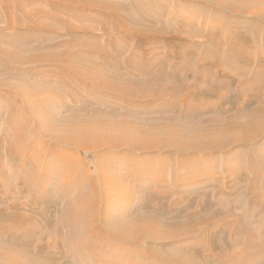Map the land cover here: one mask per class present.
Segmentation results:
<instances>
[{"label":"bare ground","instance_id":"1","mask_svg":"<svg viewBox=\"0 0 264 264\" xmlns=\"http://www.w3.org/2000/svg\"><path fill=\"white\" fill-rule=\"evenodd\" d=\"M31 1L32 2L42 1L44 3L48 2V1H52L51 3L54 2L56 5H59L60 7H66L67 8L66 12L68 15L73 14L74 11H76V10H73V8H71V6H78V7H81L83 9H86V10H88V9H95V10L96 9H99V10L104 9V10H107L109 13H111L117 19V21L116 20L115 21H116V23H118L119 27L123 30L124 37L132 35L131 37L134 36L137 38L136 41L143 39L144 42L145 41L151 42V41H153V39H159V40H162V42L168 43V41H167L168 38H169V40H171V39L173 40V38L175 39L177 37V36H173L170 39L169 36H166L165 30L163 27H161V28L159 27V28L152 31V30H149L147 28H143V27L134 25L135 24V23L133 24L134 17H131L132 15L129 16L128 12H127L128 14L125 12H122L121 6L119 4L111 5L109 0H27L26 5L29 4L30 9H31V10L27 9V12L29 14H31L29 16H30V19L33 20L32 22L34 24L33 25V24L29 23L27 28L35 29V32L30 31V32H33L32 33L33 35L27 34L25 38H34V40L36 39V41L38 43L36 45H34L33 49H31V50H33V51L35 50L37 52L32 53L29 56L23 55L24 54L23 51L25 49H28V48H26L27 45L25 46V44H27V43L24 44L20 39H17L18 38L17 37L13 43H10L11 45L7 44V42H6L7 36L5 37L6 30L3 29V27H2V29L0 28V53H3V55L5 54L8 59L10 58L12 61H14L16 63L25 64V63H28V61H30L32 59L33 60L37 59V60L42 61V62H44V61L46 62V60H48V61L54 60L55 63H60V64L65 65L69 71H71L73 73H79V74L85 76V78L88 79L91 83H93L95 85V87L103 89L105 91L117 93L123 99L122 101L125 100V102H128L130 105L132 104V105H136L139 107L141 106L142 108H144L146 110H150V111L151 110H154V111L155 110L156 111L162 110L164 112L165 109H168V110L169 109H177V108H179V105H177L178 106L177 107L175 105V102H177L176 98H178V97L182 98V100L184 102H186V104H187L185 111H183L184 115L182 114V116H186V115L190 116V114L192 112L191 110H193L194 107H198V108L201 107L199 109H202V104H204V103H208L209 105H213L219 109V107H221V105H222V102H220L221 99H220V101L214 100L213 96L216 94V98H218L217 94H218L219 90H221V89L227 90L226 91V100H227L228 104L229 103L232 104V102H233L232 105H234L237 103L236 102L237 98L235 97V95L233 96L232 92H229L228 88L232 83H234L235 81L238 82L239 80L237 77L236 78L231 77L232 79L229 78V76H231V75H229L230 72L226 71L227 69L226 70L222 69L219 71V72H221V77H223L225 80L224 81L221 80L223 83L221 82V83H218V85L216 84L217 88L211 89V88H209L207 83L203 84L205 79L208 80L207 74H206L207 71H204V73H203V82H201L202 84L195 83L193 86L189 85L190 81L188 80L187 76L189 75L190 72L193 71L192 70L193 68L191 67V62H189V61H187V59L183 58L184 57L183 53L188 52V51H195L196 53H198V51H199L198 49L200 47L198 48L197 46H199V45H197V44L195 45V41L193 42L194 44L189 43L190 45L188 44V45L184 46L182 48L181 52L180 51L176 52V56L179 57L180 62H179V64H177L176 66H173L172 68H171V65L169 63V56L168 55H174V54L172 52L170 53L169 51H167L166 53L168 55L166 56V58H164L162 60V63L164 62V67H162L163 65L158 67L157 62L161 61V59L157 58L158 59L157 60L156 57H154L152 55L153 57H151L149 59V61H148L149 63H146L143 66H140L141 67V69L139 68L140 70L135 69V66H134L133 69L127 68V71L123 72V68H126L127 63H125V60H123L121 53H119L120 49L122 48L120 46V44L116 45L117 48L115 49V51L112 54L108 53V51L106 49H104L103 46L98 47L97 45H95V48L100 49V51L98 52L99 56H100L99 57L100 60L93 59L90 57L89 54L94 53L93 52L94 48L92 45H91L92 47H90L89 45L83 46L84 48L82 47L83 49H80V50L75 48L71 44L72 43L71 41L66 42V43H63L62 41H59V42L55 41L53 43H50V45H48V47L47 46L43 47V45H39V42H41V39L45 40L48 37L46 35L47 32H49V34H50V32L52 31L53 36H54L55 32L58 31L57 32L58 34L60 32H62L63 28L64 29L66 28L68 30H70L71 28L73 29L74 23L71 20H62V17L64 15V14L61 15L62 13H51L52 11H48L49 9L47 10L44 8L38 10L34 3L31 4ZM205 1L209 2V4H211V6L216 8V9H223V10L225 9L226 12L228 11V12L234 13L236 15H241V14L247 15V16L251 15V16L259 18V20H261V21H264V0H255L256 2H254L252 0H205ZM0 3L2 5V7H4L5 9H7V8L11 9V6L14 4L19 5V7H20L22 4V3H17V0H4ZM154 3L152 5H154ZM137 6H138V9L140 10L141 7L139 5H137ZM165 8L166 7H161L160 9H165ZM55 10L56 9H54V11ZM79 11H81V10H79ZM11 13L12 12L10 10V14ZM42 15H44L45 17L57 18L59 20V22L61 23V25L59 27H57L55 25H52V23H50L48 21L42 20L40 18ZM221 15H219L220 16L219 20L221 21L220 24L222 25L224 23L225 24L229 23V25H230L231 23L228 20V18H225V16H223V15L221 16ZM101 16H103V15H101ZM219 20H218V22H219ZM222 21H224V22L222 23ZM14 22H15V19L12 22L13 26L11 25V28L14 27ZM17 23H18V20H17ZM23 23H22V25H24ZM252 23H254V22H252ZM7 24H8V22H7ZM104 24H105V26H109L107 21ZM246 24H248V23H245V25ZM31 25H33V26H31ZM233 25H234L233 27L235 28V30L233 29L234 31H231L233 33L231 34L230 39L227 38V35L225 37H223L222 36L224 34L223 32L220 33V37L216 38V36H215L216 34L214 35L212 33V31H211V33H209L210 30L207 32L206 35H204L202 32V35H204L206 37L208 36V38H211V40H213V38H216L215 41L217 40V43L218 42L223 43V44L225 43V45H228L227 47H229L228 49H229L230 54L231 55L233 54V57L235 55V57L232 59L235 60V59L239 58L243 63L246 62V63H250L249 65L252 64L253 65L252 67L255 68L252 73L257 74V76L259 73H261V74L264 73V59L261 60L259 58L260 61H258V63H256V67H254L255 64H253V60H252L253 55H251L252 51L251 50L247 51L249 49V46H247L248 47L247 50H245L243 48L244 46L246 47V44L248 45V43L252 45L251 42H253L257 38V36L255 38V35H254V37L253 36L251 37L249 35L242 34L241 33L242 30L240 28V24H239L238 20H237V22L234 21ZM16 26H19V25L17 24ZM111 26L112 25H110V27ZM253 26H255L253 28V29H255L256 25L253 24L252 27ZM20 27H21V25H20ZM108 29H109V27H108ZM12 30H13V28H12ZM26 32H29V31H26ZM123 33H121V34H123ZM24 36L25 35H23V37ZM221 36L223 39L221 38ZM49 38H51V35ZM183 38H184L183 36L179 37V39H183ZM122 40L124 41V39H122ZM191 40H193V39H191ZM189 42H191V41H189ZM256 43L258 44L259 41ZM45 44H47V43H45ZM62 46L65 47V49H61ZM255 46H257V45H255ZM7 47H9V48L7 49ZM38 51H40V52H38ZM235 52H236V54H235ZM215 54H216L215 57H218V60H221V57H223L224 53L222 54V53L218 52ZM211 55H209V53L208 54L203 53V55H201L200 61H202L203 70H207V68L210 66H211V68H212V66L221 67L220 62L216 61L217 58H215L213 55V58H215V59H213L211 57ZM140 56L142 58V55H140ZM176 59H178V58H176ZM37 60L34 62L35 63L38 62ZM131 64H132V62H131ZM165 67L167 70H169V69H171V70L167 71L165 69ZM252 67L250 69V67L248 66V70L249 69L252 70L253 69ZM242 68H240V69H242ZM243 70H244V68H243ZM261 77H263V76H261ZM168 80L169 81L171 80V82H169ZM258 80H259V78L256 81H258ZM254 81H255V79H254ZM246 82H248V81H246ZM246 82H242V84H241L242 87H239V90H242V93L244 95L248 96V98L246 99V104H257V105L253 108V110H251V112L249 113V116H247V119H245V121L239 120L238 119L239 116H237V115H239V113L235 112L236 113L235 115H232V117H230V118L228 117L226 119L219 121L221 123H219V125H216V126H211V125L209 126L206 123V121L200 122L197 124H194L193 122L187 123L184 120H182L183 118L180 119V117L178 116V113H176V115H177L176 117L172 116L170 118H167V114H163V115H161L155 119L140 120V121H138L139 118L134 119L132 116H130V117L129 116H117V117H121V119L116 118L117 119L116 120L115 117L110 118V116H106L103 114L101 115L99 113L98 116L92 115L90 118L91 119L90 122L88 121L89 118H88V120L86 119L88 122L84 121L85 123L82 122V120L78 121V119H77V122H75L76 118L78 116L77 114L70 115L71 117H66L64 115L65 117L62 119L54 116V115H57V113L61 114L59 111L63 110L66 107L67 103L69 102V99H67L63 95L64 92L62 91V89L59 86H54V85L53 86H47L44 82H40V83L38 82V84H33V82H32V84H30L31 83L30 82V83H27V86H25L26 84L25 85L22 84L23 86L21 85L20 87L18 86V88H15L17 90V92H16L17 95L22 94L26 98V102L21 103L19 105L21 106V108H24L23 110L28 108L30 115H31L30 117L28 116L29 117L28 119H27V117H25L24 127H27L28 125L34 126L35 124L31 121H34L35 123H36V121H38L39 124L40 123L45 124V126H46L45 128L47 129L46 133H48L45 135L46 137L51 138L52 140L54 139L55 141L57 140V142L59 141V142L65 144V146L70 145L74 148H77L79 151L82 150L83 152H89V153L92 152L93 154L96 153L95 157L93 158L94 159L93 172H91L90 175H84L80 179H78L79 181H78V185L77 186L75 185L76 188L74 189L75 190L74 195L67 196V194H68L67 192L70 191V186L72 184V183L71 184L69 183L70 179L67 178L65 181H63L64 183L62 182L61 184L60 183L58 184L59 188H60V193L57 194V196H55L51 200L45 201V205H47V207H49L51 204L53 206H57V205H59V203H63V206H62V209L60 212V217L58 219L59 221L57 223H55V225L52 224V225H54V227L52 228V233L58 234L57 237L55 236L53 238L54 239L53 240L54 245L56 246L58 244V242H60V239H61L60 237H63V239H64V240H62V245H63L62 257L64 256L63 253L66 252V250L64 248L66 246L65 242H67V241L69 242L70 240H74V239L76 240L77 239L81 244L85 243L86 242V240H85L86 235L89 233V231L93 230L95 227H98V229L100 228V229L106 230L107 232L111 233L112 236L114 235L115 237H119V238L123 239L124 241L131 242L134 245V247H137V246L140 247L142 245H146L147 248H149V252L150 251L154 252V254L150 252L152 254L150 256V253L148 252V250L147 251L146 250L134 251L131 247H127L124 245L118 246V244L115 245L114 244L115 241H113L112 246H111V241H112L111 239H110L111 241L109 239H107L108 242H103L101 244V250L102 251H105V250H107V248H110V250H113L114 252H122L124 255H126L128 257L129 261L132 260V261L136 262V260H135L136 258H138V257L144 258L143 260L145 262L139 263L140 261H138L137 264H146V263L147 264H157L158 263L157 261H159V260H157L158 257H160L162 255L164 257L160 258V259H162V260L166 259L167 262L165 263V261H164L165 264H167V263L168 264H225V263H218V255H222V253H225V250L229 249L230 246H232V245H229L230 244L229 242L228 243L223 242V240H222L223 236H224L223 233H225V232L223 230H220V233H219L217 231V228L219 229V227H218L219 223L223 222L225 218H226V220L230 219V217L234 216V213H237L236 211H233V209H232L230 213H227L225 211L223 213L220 210L213 212L214 210H212V208L214 207V204H212L211 202H209L207 200L206 202H204L202 204L199 215L195 214V213L188 212L184 217H181V215H180L181 213H179V214L177 213V215L175 217L169 218V217L164 216L166 213H168V209H167L166 205L161 206V204L163 203V201L161 199L157 203L158 210L155 209L154 212L153 211H144L141 213H138V212L134 213V212H131L130 210H126V211H124L125 214L127 215V217L125 219H120V220L118 219V220L114 221V220H112V218H110L111 219L110 220V219H108V216L111 214L110 213L111 210L109 211L107 209V207L109 205L110 206L115 205L121 201L128 202L129 204L130 203L132 204L133 202L135 203L137 201V202H139L138 204H140L141 206L142 205L145 206V203L147 201H149L150 198H152L154 196H152V195L147 196V194L143 195L142 194L143 192H141L143 187L139 188L140 185H138L136 187L134 185H131L125 179V177L121 174L122 170H121V172H118L120 168L117 169L118 171H116L114 168H112L110 166V165H114L116 163H122L123 165L126 164L125 162H127V160L126 161L124 160L125 157L123 158V153H119L118 156H116L114 158H111V159L109 158L110 160H105L106 158H105L104 154L102 155V153H101V156H99L97 153H98V151H100V150L103 151L104 149L105 150L108 149L110 151H115V150L123 151L122 149H124V148H126V149L128 148L129 150H133V151H143V152L144 151L145 152L146 151L151 152L154 150H156L158 152L177 150L178 152L182 151V152L186 153L187 155L191 156V157H185V159L183 160V164L184 163L188 164L191 161L195 162L196 160H198L196 158V156H193L195 153L197 155L199 153L206 152V151L210 152L213 150L225 149V150H228V154H230V153H232L231 148L235 144L236 145L240 144L243 147L245 145L252 144V147H250V148L253 149L252 156H251V160L253 163L251 162L252 165L249 167V169H250L249 172L244 171L243 167H240V164L237 165L236 161H235V164L233 162L231 163V168H230L231 177L234 180L232 183V187L236 188L238 185H240V183H242V181H243L242 179H244V178H242V176L245 175V179L247 178L249 183L251 184V186H254L256 188L255 192L258 194L261 191L260 189H262L260 187V178H261L260 176L263 177L262 174H264V147H263V150H261L260 149L261 147L259 146V144L262 143L261 141L264 139V89H263V85H259L260 82L251 83L252 82L251 81L250 82L251 84L250 83L247 84ZM244 83H246V85ZM228 84H229V86H228ZM40 85H42V86H40ZM241 85L239 84V86H241ZM43 86L46 89H44ZM27 87H29V88H27ZM61 87H63V86H61ZM105 94H106V92H105ZM12 97H14V96H12ZM224 97H225V95H224ZM179 100H181V99H179ZM85 104H86V102H85ZM177 104H178V102H177ZM246 104H244L242 107L243 108L248 107V105H246ZM58 106H61V107L59 108ZM73 106H75V105H73ZM79 106H80V103H79ZM204 107H206V106H204ZM204 107H203V109H204ZM109 108H110V110L113 111V113H115L117 110V108H115V107H109ZM119 109H120V107H119ZM199 109L196 112H198V111L200 112ZM125 112H127V111H125ZM175 112H177V111H175ZM178 112H179V110H178ZM101 113H103V112H101ZM131 113L135 114L131 111H128L127 114L132 115ZM137 113H139V112H137ZM22 114H25L24 111H22ZM15 116L16 115H14V116L10 115L9 116V118L7 119L9 121V123H15V121H16ZM80 116H82V115H80ZM194 116H195V114H194ZM56 118H57V120L58 119H60V121L62 120L63 130H62V128H57V130H56L53 127L55 124ZM135 118H137V117H135ZM92 119H93V121H92ZM106 119L109 121H106ZM40 128H41V126H40ZM43 128H44V125H43ZM43 128H41V129H43ZM21 129H22V126L20 127V130ZM55 133H57V136L55 135ZM42 135L44 136V134H42ZM24 136L25 135H22V136H18L16 138H17V140L21 139L22 141H29L27 138H24ZM6 139L8 140V144L6 145V147L8 148V152L11 155V158L19 157V152L14 146V140L15 139L13 138V135L6 134ZM59 142H58V144H59ZM57 146L55 148L56 153L59 154V153L63 152V151H60ZM59 146L61 148V145H59ZM65 146H63V147H65ZM67 147H69V146H67ZM255 150H257L258 152ZM243 151L244 150H242V152ZM2 155H3L2 151H0V158L3 157ZM54 156H55V154H54ZM62 156H64V155H62ZM67 156L69 158V159L67 158L68 167H71V169L74 172L75 171L77 172V169H80V168L77 166V164H79V163H77V161L73 160L76 157L72 153L67 155ZM102 156H104V158H105L104 160L106 162L102 161L101 160L102 158L100 159V157H102ZM26 157H29V156L27 155ZM107 157H108V155H107ZM133 161H135V158L133 156H131L130 162H133ZM67 162H66V164H67ZM229 162H231V161H229ZM63 163L65 164V162H63ZM49 164H50V162H49ZM241 164H243V163H241ZM190 165H191V163L189 164V168H190ZM244 166H246V165H244ZM178 167H180V164H178ZM185 167H186V165H185ZM182 168H180V169H182ZM52 169H54V168H52ZM61 169H63V168H61ZM10 171H12V170H10ZM132 171H134V170H132ZM50 173H52V172H50ZM95 173H96V175L98 174L100 178H97L96 175H94ZM145 173H146V171H145ZM246 173L248 174V177H246ZM250 173H252L253 176H251ZM42 179L43 178L40 175H36L34 173L28 174L26 181H23V186L18 185V189H20V190H18L17 192L15 191V192L17 194L22 195L24 193V190L27 189L26 190V191H28L27 196L30 197L31 201L30 200H28L30 202H27V201L21 202L20 201L21 202L20 203L19 199H21L22 197H19L16 193L12 192L13 180L11 181V179L7 176V173L5 171L0 170V264H72L71 261H65V262L60 261L59 262L58 259L54 257V255L51 256V253L53 251L52 249H48V248H46L40 244H37L36 248L34 250L33 249L34 243L30 242L31 241L30 239L32 237V236L30 237V235H29V232H31L30 226L31 227H34V226L31 223L32 222L31 216L27 215L28 213L25 214L22 211V209L28 208V206L38 207V205H41V201L43 202V200H42L43 197H42L41 193L37 192L36 194L32 195V188L36 189L34 187L36 185L35 184L36 181L40 182ZM98 179H100V180H98ZM148 179L145 177L143 170H141V175L138 178V181L140 183L146 182L147 186H149V184H153V185L156 184L157 185L158 182L162 181L161 179H159V177L155 178L154 183H152L153 181H149ZM210 179H211V177H210ZM54 180H55V178H54ZM209 182L212 183L211 180ZM36 187H37L36 191L43 192V190H44L43 187H39V186H36ZM203 194H206V193H203ZM46 196H47V194H46ZM156 197H157V195H156ZM242 197H243L242 193H239V194L237 193L233 199L220 195L217 202H219L218 204H222L224 202V200L226 201V203L230 201L232 203V207H235L238 204L242 203V201L239 200ZM10 199H14L13 203H8V205L3 206V204H5V202L7 203ZM16 199H18V200H16ZM189 201L190 200H187L186 198H180L175 203L174 207H171V208L173 209L175 207L179 208V206H181V207L185 206L186 204H188ZM182 203H183V205H180ZM10 204H12V205H10ZM140 205H137V206H140ZM45 212L47 213L46 207L41 212L43 217L46 216ZM104 214L106 216H104ZM112 216H113V214H112ZM117 216H118V214H117ZM227 217H229V218H227ZM249 217H250V214L248 212H245V211H244V214L242 213V215H237V217H236V221L238 220L237 222H239V224L244 223L246 226V229L248 228L249 230H251L250 233H248L251 235V237H250L249 242L248 241L246 242V244H247L246 249L248 248L247 251H250L252 248L253 249L254 248L263 249L262 246L264 245V237H263L264 234L260 233V236L258 235V233L260 231L257 230V228H256L257 226L254 227L250 221L246 220V218H249ZM182 218H184V219H182ZM241 218L244 219L245 222H240ZM260 219L263 220V222H264V214H263V216L260 217ZM47 222L49 224V221H47ZM228 222H229V220H228ZM52 223H53V221H52ZM198 223L201 225H198ZM210 223H211V227H209ZM223 223H225V222H223ZM63 225H66L69 227L67 237L63 236V234L60 235V233H59V228L63 227ZM39 227H40V225H39ZM236 227H237V225H236ZM209 228H210V230H209ZM86 230H88V231L86 232ZM202 230L204 231V234H202L203 233ZM208 231H209V233H208ZM81 232H83L84 236H82L83 234L82 235L80 234ZM97 233H99V232H97ZM109 233H108V235H109ZM196 233L201 234L202 240L204 241L203 243L205 245V249L197 247L195 244H192V242L189 243V242H186V240L183 241L184 238L186 239L188 237L195 236L194 234H196ZM241 235H243V233ZM184 236H186V237H184ZM207 236H209V237H207ZM226 238H228V237H226ZM257 238L259 240H257ZM87 239H88V237H87ZM164 239L182 240L180 242V244H178L179 246L178 247L176 246L179 249V251H178V249L175 251L173 249H171L173 251H164L162 249V247L158 245ZM239 239H240L239 240V243H240L241 238H239ZM95 240H97V239H95ZM99 240L101 241L102 239L100 238ZM237 240L238 239H236V243H238ZM226 241H227V239H226ZM236 243H234V244H236ZM236 245L239 247L238 244H236ZM31 247L33 249V252H35L34 254L29 253V249L32 250ZM91 247L92 246H90L89 248L92 249L93 247L92 248ZM258 249H256V250H258ZM93 250H94V248H93ZM215 251H217V252H215ZM181 253H185V254L182 255ZM145 254H147V255H145ZM259 255H261V254H259ZM220 260H221V258H220ZM111 262L113 264L115 262L120 263L121 261L119 259H118V261H116V258L112 257ZM230 264H232V263H230ZM233 264H241V263L239 261H237V262H234Z\"/></svg>","mask_w":264,"mask_h":264},{"label":"rangeland","instance_id":"2","mask_svg":"<svg viewBox=\"0 0 264 264\" xmlns=\"http://www.w3.org/2000/svg\"><path fill=\"white\" fill-rule=\"evenodd\" d=\"M2 1H4V0H0V2H2ZM109 1H110L111 5L119 4L121 6L122 12H125V13L128 12L129 14L128 13L127 14L129 16L132 15L131 17H134V22H133V24L135 23L134 25H137V26H140L143 28H147V29L152 30V31L159 28V27L160 28L163 27L165 30L166 36H169L170 39L173 36H177L176 37L177 39L173 38V40L172 39L169 40V38H168L167 39L168 43L162 42V40H159V39H153V41H151V42H147V41L144 42L143 39L136 41L137 38L134 36L131 37L132 35L124 37L123 30L119 27L118 23H116L117 19L111 13H109L107 10H104V9H100V10L99 9H96V10L95 9H88V10H86V9H83L81 7H78V6H71V8H73V10H76V11H74L73 14L68 15L66 12L67 11L66 7H60L59 5H56L54 2L51 3L52 1H48L45 3L42 1H36V2L31 1V4L34 3L38 10L44 8L47 10L49 9L48 11H52L51 13H62L61 15L64 14L62 17V20H71L74 23L73 29L71 28L70 30H68L66 28L65 29L63 28L62 32H60L58 34L57 33L58 31H57V32H55L54 36H53L52 31L50 32V34H49V32H47L46 35L48 37L45 40L41 39V42H39V45H43V47L44 46L48 47V45H50V43H53L55 41L56 42L62 41L63 43L71 41L72 43L71 42L70 43L75 48H77L79 50L83 49L84 48L83 46L89 45L90 47L93 46V48H94V51H93L94 53L89 54L90 57L93 59L100 60V58H99L100 56L98 53L100 51V49L95 48V45H97L98 47L103 46V48L106 49L108 51V53L112 54L115 51V49L117 48L116 45L120 44V46L122 48L120 49L119 53H121L123 60H125V63H127L126 68H123V72L124 71L126 72L127 68L133 69L134 66H135V69H139V68L141 69L140 66H143L146 63H149L148 62L149 59L153 56L156 57V59L157 58L161 59V61L157 62V66L159 67V66L163 65L162 67H164V62L162 63V60L164 58H166V56L168 55L166 53L167 51H169L170 53L172 52L174 54V55H168L169 56V63H170L171 68H172L173 66H176L180 62L179 57L176 56V52H179V51L181 52L182 48L184 46L188 45L189 43H193L195 41V45L197 44V45H199L197 47L198 48L200 47L198 49L199 50L198 53H196L195 51H188V52L183 53V55H184L183 58H185V59H187V61L191 62V67L193 68L192 69L193 71L190 72L189 75L187 76L188 80L190 81L189 85L193 86L195 83L202 84L201 82H203V73H204V71H207L206 74H207L208 80L205 79L204 80L205 83L203 82V84L207 83L209 88H211V89L217 88L218 83H221L222 81L225 80L223 77H221V72H219V71L222 69H225V70L227 69L226 71L230 72L229 75H231V76H229V78H231V77L236 78L237 77L239 80L238 81L239 83L237 81H235L230 86L228 84L229 92H232L233 96L235 95V97L237 98V100H236L237 103L234 105H232L233 102H232V104L231 103L228 104L227 100H226V91L227 90L221 89V90H219V92L217 94L218 98H216V94L213 96L214 100L220 101V99H221L220 102H222V105H221V107H219V109L213 105H209L208 103H204L205 105L202 104V109H199L201 107H199V108L194 107V109L192 108L193 110H191L192 112H191L190 116H187V115L182 116V114L184 113L183 111H185L187 104H186V102H184L182 100V98L178 97L181 100L176 98L178 104H177V102H175V105L176 106L179 105V108L169 109V110L165 109L164 112L162 110H158V111L151 110L150 111V110H146V109L142 108L141 106L139 107V106L132 105V104L130 105L128 102H125V100L122 101L123 99L117 93L105 91L103 89L95 87V85L93 83H91L88 79H86L85 76H83L79 73H73V72L69 71L65 65L60 64V63H55L54 60H49V61L46 60V62L45 61L42 62V61H39L37 59H35V60L32 59V60L28 61V63L19 64V63L12 61L10 58L8 59L5 54L3 55V53H0V151H2V154H3L2 155L3 157L0 158V170L5 171L7 173V176L11 179V181L13 180V182H12V184H13L12 192L13 193H16L18 190H20V189H18V185L23 186V181H26L29 173H34L36 175H40L43 178L40 182L36 181V183H35L36 185L34 186L36 189H37L36 186L43 187L44 188L43 192L36 191V189L32 188V195L36 194L37 192L41 193V195L43 197L42 198L43 202L41 201V205H38V207L28 206V208L22 209V211L25 214L28 213L27 215H30L32 218L31 223L34 227L30 226L31 232H29V235H30V237L31 236L32 237H31V239L30 238L29 239L31 240L30 241L31 243L32 242L34 243L33 249L35 250L37 244H40V245H42L48 249H52L53 251L51 253V256L54 255V257L57 258L59 262L60 261L61 262L71 261L72 264H112V262H111L112 257L116 258V261H118V259L121 261L120 263L115 262L113 264H122V263L123 264H137L138 261H140L139 263L145 262L143 260L144 258H141V257L136 258L135 259L136 262L132 261V260L129 261L128 257L126 255H124L122 252H114L113 250H110V248H107V250L102 251L101 250V244L103 242H108L107 239L112 240V241L110 240L111 246H112L113 241H115L114 242L115 245L118 244V246L124 245L127 247H131L134 251H137V250H146L147 251L148 250V252H149V248H147L146 245H142L140 247L139 246L134 247V245L131 242L124 241L123 239H121L119 237H115L114 235L112 236V234L107 232L106 230H103L100 228L98 229V227H95L93 230L89 231V233L86 235V239H85L86 242L85 243L81 244L77 239L76 240L75 239L70 240L69 242L68 241L65 242L66 246L64 248H65L66 252L63 253L64 256L62 257V248H63L62 240H64V239H63V237H60L61 238L60 242H58V244L56 245L57 247H56L54 245V241H53L54 239L53 238L55 236L57 237L58 234H53L52 228L54 227L55 223H57L59 221L58 219L60 217V212H61L63 203H59V205H57V206H53L51 204L49 207H47V205H45V201L51 200L52 198L57 196V194L60 193V188H59L58 184L59 183L61 184L67 178H69L71 180V181L69 180V183L70 184L72 183L70 186V191L67 192L68 193L67 196L74 195L75 194L74 189L78 185V181H79L78 179H80L84 175H90L91 172H93V165H94L93 164V162H94L93 158L95 157L96 153L93 154L92 152L89 153V152H83L82 150L79 151L77 148H74L70 145L65 146V144H63L59 141H58L59 142V144H58L57 140L55 141L54 139L52 140L51 138H48L45 136L46 134H48V133H46V131H47V129L45 128L46 126L43 123L39 124L38 121H36V123L34 121H31L35 124L34 126L28 125L27 127H24L25 117H27V119H28L31 115H30L28 108H26L27 110L26 109L23 110L24 108H21V106L19 105L21 103L26 102V98L22 94L17 95V93H16L17 90L15 88H18V86L20 87L22 84L23 85L26 84L25 86H27V83H30V82H31L30 84H32V82H33V84H38V82L39 83L44 82L47 86H53V85L59 86L62 89V91L64 92L63 95L67 99H69V102L67 103L66 107L63 110L59 111L61 114L57 113V115H54V116L62 119L65 116L71 117L70 115L77 114L78 116H77L75 122H77V119H78V121L82 120V122H84V121L90 122L91 116L92 115L98 116L99 113L101 115L103 114L106 116H110V118L115 117V119L116 118L121 119V117H117V116H129V117L132 116L134 119L139 118L138 121L155 119V118H157L163 114H167V118H170L172 116L176 117L177 116L176 113H178V116L180 117V119L183 118L182 120H184L187 123L193 122L194 124H197V123L206 121V123L209 126L210 125L211 126L219 125V123H221L219 121L226 119L228 117L229 118L232 117V115L236 114L235 112L239 113V115H237V116H239L238 117L239 120L245 121V119H247V116H249V113L251 112V110H253V108L257 104H246V99L248 98V96L244 95L242 93V90H239V87H242V85H241L242 82L248 81V82H246L247 84H249L251 81H252L251 83L260 82L259 85H263V89H264V73H262V74L259 73L258 76H257V74L252 73L255 69L252 67L253 66L252 64L249 65L250 63H246V62L243 63L238 57H237L238 59L233 60L232 58H234L235 55L233 57V54L232 55L230 54L229 49H228L229 47H227L228 45H225V43L224 44L219 43V42L217 43V40L215 41V39L217 37H220V33H222V32L224 33L222 35L223 37H225L227 35V38L230 39L231 34L233 33L231 31L235 30V28L233 27L234 26L233 22L234 21L237 22V20H238L239 24H240V28L242 30L241 31L242 34L249 35L251 37L252 36L254 37V35H255V38L257 36V38L256 39L254 38L255 40L253 42H251L252 45L248 43V45L246 44V47L242 46L245 50H247V48H248L247 46H249V49L247 51H249V50L252 51V54H251V55H253L252 60H253V64H255L254 67H256V63H258V61H260V59L261 60L264 59V21L259 20V18L251 16V15L250 16L242 15V14L236 15V14L230 13L228 11L226 12L225 9L224 10L223 9H216V8L212 7L211 4H209V2H206L205 0H199V1L198 0H109ZM252 1L256 2L255 0H252ZM26 2H27V0H17V3H22L21 6L19 7V5L14 4L11 6V9H9V8L5 9L4 7H2V5L0 3V28L2 29V27H3V29L6 30L5 37L7 36L6 37L7 38L6 39L7 44L13 43L17 37H18L17 39H20L24 44L27 43V44H25V46L27 45L28 47L26 46V48H28V49H25L23 51L24 52L23 55L29 56L30 54L37 52V51H35V50L33 51L31 49H33L34 45H36L38 42L36 41V39L34 40V38H25L27 34L33 35L32 33L35 32V29L27 28L29 23L33 24V22H32L33 20L30 19L29 15H31V14H29L27 12V9H30V6H29V4L26 5ZM153 3H154V5H152ZM137 5H139L141 7L140 10L138 9ZM161 7H166V8L160 9ZM54 9H56V10L54 11ZM10 10L12 12L11 14H10ZM79 10H81V11H79ZM221 14L223 16H225V18H228V20L231 23L230 25H229V23L228 24L224 23L225 25L220 24L221 21L219 20V18H220L219 15H221ZM101 15H103V16H101ZM40 18L44 21H48V22L52 23V25H55L57 27H59L61 25L59 20L55 17H45L44 15H42ZM12 19L13 20L15 19L14 27H12L13 30L11 28V25L13 22ZM16 19L18 20V23H17ZM218 20H219V22H218ZM106 21L108 22L109 26H105L104 23ZM7 22H8V24H7ZM223 22L224 21H222V23ZM252 22H254V23H252ZM22 23L24 25H22ZM245 23H248V24L245 25ZM17 24L19 26H16ZM253 24L256 25V28H255L256 30L253 29L255 27V26L252 27ZM20 25H21V27H20ZM33 25H31V26H33ZM110 25H112V26L110 27ZM108 27H109V29H108ZM26 31H29V32H26ZM30 31H33V32H30ZM208 31H209V33H211V31H212V33L214 35L216 34L215 35L216 38H213V40H211V38H208V36L207 37L204 36L207 34ZM254 31L255 32L257 31V32L255 33ZM202 32L204 35H202ZM121 33H123V34H121ZM23 35H25V36L23 37ZM50 35H51V38H49ZM181 36H183L184 38L179 39V37H181ZM222 36H221V38H222ZM122 39H124V41ZM191 39H193V40H191ZM189 41H191V42H189ZM258 41H259V43L257 44L256 42H258ZM45 43H47V44H45ZM255 45H257V46H255ZM8 48L9 47H7V49ZM61 49H65V47L62 46ZM38 52H40V51H38ZM218 52H220L222 54L224 53L223 57H221V60H218V57H215L216 56L215 53H218ZM203 53L204 54L209 53V55L212 54L211 55L212 58L214 55V57L217 58L216 61L220 62L221 67L212 66V68H211V66H210L207 68V70H203L202 61H200V59H201L200 57H201V55H203ZM235 54H236V52H235ZM140 55H142V58ZM175 57L178 58L179 60L176 59ZM215 58H213V59H215ZM36 60L39 63L38 62L35 63L34 61H36ZM131 62H132V64H131ZM248 66L250 67V69H251V67L253 69L252 70L249 69L250 70L249 71ZM242 67L244 68V70ZM240 68H242V69H240ZM165 69H166V67H165ZM170 70L171 69H169L167 71H170ZM261 76H263V77H261ZM258 78H259V80L256 81ZM254 79H255V81H254ZM169 82H171V80ZM246 83H244V84L246 85ZM239 84L241 86H239ZM40 86H42V85H40ZM61 86H63V87H61ZM27 88H29V87H27ZM43 88H44V86H43ZM44 89H46V88H44ZM105 92H106V94H105ZM223 94L225 95V97ZM12 96H14V97H12ZM85 102H86V104H85ZM79 103H80V106H79ZM244 104L248 105V107L243 108L242 106ZM73 105H75V106H73ZM204 106H206V107H204ZM58 107L60 108L61 106H58ZM109 107L117 108L116 112L113 113V111L110 110ZM119 107H120V109H119ZM203 107L205 110L203 109ZM197 108L200 110V112L199 111L196 112L198 110ZM21 110L24 111V113L26 115L22 114ZM178 110H179V112H178ZM125 111H127V112H125ZM128 111H131L135 114L131 113L132 115H129V114H127ZM175 111H177V112H175ZM101 112H103V113H101ZM137 112H139V113H137ZM194 114H195V116H194ZM10 115H13V116L16 115L15 116L16 117L15 123H9V121L7 120ZM80 115H82V116H80ZM135 117H137V118H135ZM57 118L55 119V124L53 127L56 130H57V128H62V130H63V127H62L63 122H62V120L60 121V119L57 120ZM88 118H89V120H88ZM92 121H93V119H92ZM106 121H109V120L106 119ZM43 125H44V128H43ZM21 126H22V129L20 130ZM40 126L43 129H41ZM6 134L13 135V138L15 139L14 140V146L19 152V157L11 158V155L8 152V148L6 147V145L8 144V140L6 139ZM42 134H44V136ZM22 135H25L24 138H27L29 141H22L21 139L17 140L16 137L22 136ZM55 135L57 136V133H55ZM261 142L262 143H260L259 146L261 147L260 149L263 150L264 139ZM59 145H61V148ZM56 146L59 148L60 151H63V152L57 154L56 149H55ZM63 146H65V147H63ZM67 146H69V147H67ZM250 147H252V144L245 145L244 147L240 144H237V145L235 144L231 148V152L233 153V154L230 153L231 155L228 154V150H225V149L213 150L210 152L206 151V152L199 153L197 155L195 153L193 156H196V158L198 160H196L197 162L191 161L190 163L192 166L190 165V168H189L190 163H188V164L184 163L186 165V167H185V165L183 164V160L185 159V157H191V156L187 155L186 153H184L182 151L178 152L177 150H175V151L169 150V151H165V152H162V151L158 152V151L154 150L151 152H147V151L143 152V151H133V150H129L128 148L127 149L124 148V149H122L123 151H120V150L110 151L108 149H106V150L104 149L103 151L102 150L98 151L97 154L99 156H101V153H102V155L104 154V156L106 158L105 159L104 156L100 157V159L102 158L101 159L102 161L110 160L111 158L118 156L119 153H123V158L125 157L124 160L125 161L127 160V162H125L126 164L123 165L122 163H116V164L110 165V166L112 168H114L116 171H118L117 169L120 168L118 172H121V170H122L121 174L125 177V179L131 185H134L135 187L140 185L139 188L143 187L144 189L142 188V191H141V192H143L142 193L143 195L147 194V196L148 195L154 196V197L150 198V200L145 203V206H143V205L141 206L140 204H138L139 202H137V201L135 203L133 202L134 203V204L132 203L133 205L130 203L132 206L128 202H124V201H121L115 205H111V206L109 205L107 207V209L109 211L111 210V212H110L111 214L108 216V219L112 218V220H114V221L118 220V219L119 220L125 219L127 217V215L125 214L124 211H126V210H130L131 212H134V213L135 212L141 213L144 211H153L154 212L155 209L158 210L157 203L161 199L163 201L161 206L166 205V207L168 209V213H166L164 215L165 217H169V218L175 217L177 215V213L178 214L181 213L180 214L181 217H184L188 212L195 213V214L199 215L202 204L208 200L209 202L214 204V207L212 208V210H214L213 212L220 210L223 213H224V211L227 213H230L232 209H233V211L237 212V213H234V216L230 217V219L226 220V218H225L223 221L225 223L221 222L218 224L219 229L217 228V231L219 233H220V230H223L225 232V233H223V235H224L223 239H222L223 242L224 243L229 242L230 243L229 245H232V246H230L229 249L225 250V253H222V255H218V263H225V264L232 263L233 264L234 262L239 261L241 264H264V245L262 246L263 249H258V248L253 249L252 248L250 251H247L248 248L246 249V247H247L246 242L247 241L249 242V240H250L251 235L248 233H250L251 230H249L248 228L246 229V226L244 223H243L244 225L241 223H240L241 224L240 225L239 222H237L238 220L236 221L237 215H242V213L244 214V211L248 212L250 214V217L246 218V220L250 221L254 227L257 226L256 227L257 230L260 231V232L258 231L259 236H260V233L264 234V222H263V220L260 219V217L263 216V214H264V192H263L264 191V174H262L263 177L260 176L261 177L260 178V187L262 189H260L261 191L258 194L255 192L256 188L254 186H251V184L249 183L247 178L245 179V175L242 176V178H244V179L241 178L243 181H242V183H240V185H238L236 188L232 187V183L234 180L231 177V170H230L231 163L233 162L235 164V161H236L237 165L240 164V167H243L244 171L249 172L250 171L249 167L252 165L251 164V162H252L251 156H252V151H253V149ZM242 150H244V151L242 152ZM257 150H255V151H257ZM53 153L55 154V156ZM71 153L74 154V156L76 157L73 160L77 161V163H79V164L76 163L77 166L80 168V169H77V172L76 171L74 172L71 169V167H68V162H67L68 156L67 155H69ZM27 155L29 157H26ZM62 155H64V156H62ZM107 155H108V157H107ZM131 156H133L135 158V161L130 162ZM229 161H231V162H229ZM49 162H50V164H49ZM63 162H65V164ZM66 162H67V164H66ZM241 163H243L246 166H244ZM178 164H180V167H178ZM52 168H54V169H52ZM59 168L60 169L63 168V169L60 170ZM180 168H182V169H180ZM10 170H12V171H10ZM132 170H134V171H132ZM141 170H143L145 177L147 179L149 178L148 179L149 181H153L152 183H154L156 177H159V179H161L162 181L158 182L157 185L156 184L155 185L149 184V186H147L146 182L140 183L138 181V178L141 175ZM145 171H146V173H145ZM50 172H52V173H50ZM94 175H96V173ZM250 175L253 176L252 173H250ZM96 177L100 178L98 174L96 175ZM210 177H211V179H210ZM246 177H248L247 173H246ZM54 178H55V180H54ZM98 180H100V179H98ZM210 180L212 183L209 182ZM26 190H24V193L22 195L16 193L19 197H22L21 199H19V202L20 201L21 202H25V201L30 202L31 201L30 197L27 196L28 191H26ZM203 193H206V194H203ZM237 193L238 194L242 193V195H243V197L241 199H239L240 201H242L241 204H238L237 206L232 207V203L229 201V202H227L228 203L227 204L225 200L222 204H218L219 202H217V201H218V198L220 195L233 199ZM46 194H47V196H46ZM156 195H157V197H156ZM180 198H186L187 200H190V201L188 202V204H186L187 206L186 205L182 206V207L179 206V208L175 207L172 209L171 207H174L175 203ZM16 200H18V199H16ZM28 200H30V201H28ZM13 201H14V199H10L7 203L5 202V204H3V206L8 205V203H13ZM136 204L140 205V206H137ZM10 205H12V204H10ZM180 205H183V203ZM45 207H46L47 213L45 212L46 216L43 217L41 212L43 211V209ZM112 214H113V216H112ZM117 214H118V216H117ZM104 216H106V215L104 214ZM227 218H229V217H227ZM182 219H184V218H182ZM46 220L49 221V224ZM228 220H229V222H228ZM52 221H53V223H52ZM240 222H245V220L241 218ZM52 224H54V225H52ZM39 225H40V227H39ZM198 225H201V224L198 223ZM209 225H210L209 227H211V223ZM236 225H237V227H236ZM209 230H210V228H209ZM68 231H69V227L66 225H63V227L59 228L60 235L63 234V236H65V237L68 236ZM87 231L88 230H86V232ZM97 232H99V233H97ZM202 232H203L202 234H204L203 230H202ZM108 233H109V235H108ZM200 233H196V234H194L195 236L188 237L186 239L184 238L183 241L186 240V242H189V243L192 242V244H195L197 247L205 249V245L203 243L204 241L202 240ZM208 233H209V231H208ZM242 233H243V235H241ZM80 234L82 235L83 232H81ZM82 236H84V234ZM87 237H88V239H87ZM184 237H186V236H184ZM207 237H209V236H207ZM226 237H228V238H226ZM238 237L241 238L240 243L242 245L239 243L240 239ZM100 238L102 239L101 241L99 240ZM95 239H97V240H95ZM226 239H227V241H226ZM236 239H238L237 240L238 243H236ZM164 240L158 244L159 246L162 247V249L164 251H173V250L175 251V250H177L178 249L177 247L179 246L178 244H180V242L182 241V240H172V239H164ZM257 240H259V239L257 238ZM233 242L238 244L239 247L236 244H234ZM90 246H92L94 248V250L92 247H91L92 249H90L89 248ZM31 249H32V247H31ZM33 249L32 250L29 249V253L34 254L35 252H33ZM171 249H173V250H171ZM256 249H258V250H256ZM178 251H179V249H178ZM150 252L154 254L153 251H150ZM215 252H217V251H215ZM151 253H150V256L152 255ZM181 254L184 255L185 253H181ZM259 254H261V255H259ZM145 255H147V254H145ZM163 257H164L163 255L158 257L157 260H159V261H157L158 262L157 264H165L167 262L166 259H163V260L160 259ZM220 258H221V260H220ZM164 261H165V263H164Z\"/></svg>","mask_w":264,"mask_h":264}]
</instances>
